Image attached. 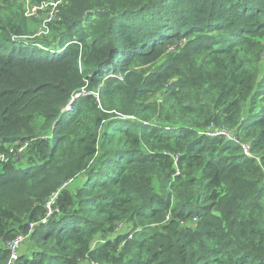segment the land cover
Returning a JSON list of instances; mask_svg holds the SVG:
<instances>
[{"label":"trees","instance_id":"trees-1","mask_svg":"<svg viewBox=\"0 0 264 264\" xmlns=\"http://www.w3.org/2000/svg\"><path fill=\"white\" fill-rule=\"evenodd\" d=\"M59 9L0 0V264H264V0Z\"/></svg>","mask_w":264,"mask_h":264},{"label":"built area","instance_id":"built-area-1","mask_svg":"<svg viewBox=\"0 0 264 264\" xmlns=\"http://www.w3.org/2000/svg\"><path fill=\"white\" fill-rule=\"evenodd\" d=\"M21 5L24 6V12L25 16L30 19H39L42 21L41 24V33H48L49 32V25L53 21L59 20L58 14L60 12L59 7L61 6L62 0H45L38 4H32L30 0H17ZM177 49L176 46L172 47L169 52H174ZM131 119H134L131 117ZM203 135L214 138H230L232 136V130L227 128H218L214 129V125H211L209 129L204 131L202 133ZM28 144L24 145L23 147H20L18 149L17 155L21 156L26 149ZM245 151L248 153V147L244 145ZM12 152V150H11ZM9 158L5 155H0V161H7ZM71 181L64 184L63 188L70 187ZM58 196V193L53 195L51 200L47 203V209H48V216L52 213V206L55 204V200ZM34 225H31V228H33ZM26 239V236H21L16 238L15 240L8 243V248L11 253L10 260L8 264H14L15 260L17 259V253L20 248V246L23 244L24 240Z\"/></svg>","mask_w":264,"mask_h":264},{"label":"rangeland","instance_id":"rangeland-1","mask_svg":"<svg viewBox=\"0 0 264 264\" xmlns=\"http://www.w3.org/2000/svg\"><path fill=\"white\" fill-rule=\"evenodd\" d=\"M20 4V3H19ZM23 6V5H22ZM23 9H24V6H23ZM32 20H34L33 22H34V25H35V27H36V29H35V31H36V34L34 35V37H42V36H49V35H51V28H50V31L48 32V33H41V30H40V22L37 20H35V19H33L32 18ZM55 21H53L52 23H54ZM51 23V24H52ZM26 153V152H25ZM22 155V154H21ZM78 183H76L74 186L73 185H71L70 184V188H72L73 187V190H75V189H77V187L79 186V184L77 185ZM29 244H30V246H31V242H28V241H26V242H23V244L20 246V248H19V250H18V253L16 254L17 255V259L15 260V262L18 260V258H19V255H20V253H27L28 251H29V248H30V246H29ZM29 246V247H28ZM14 262V263H15Z\"/></svg>","mask_w":264,"mask_h":264}]
</instances>
